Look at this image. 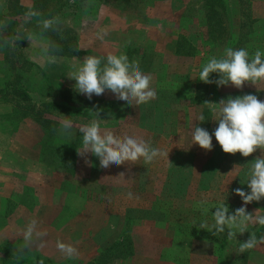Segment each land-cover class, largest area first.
Segmentation results:
<instances>
[{"label":"rangeland","instance_id":"1","mask_svg":"<svg viewBox=\"0 0 264 264\" xmlns=\"http://www.w3.org/2000/svg\"><path fill=\"white\" fill-rule=\"evenodd\" d=\"M105 1L128 10L119 2L123 0ZM222 1L225 6L213 0L136 1L132 11L138 14V34L142 30L147 34L144 33L147 47L137 49L129 45L124 54L130 62H138L143 73L151 75V87L156 92L155 99L139 106L118 100L109 90L102 95L108 98L93 94L88 99L75 88L63 89L64 67H67V83L74 86L75 80L67 76L72 65L81 63L84 56L98 55L78 48V24L69 25L65 16L59 29L62 32L68 29L75 36L74 42L70 41L72 56L56 55V62L49 64L42 52L48 46L42 34L43 38L29 40L31 45L26 42L22 47L27 40L16 41V50L10 54L13 61L18 59L21 47L26 56L25 47L30 45L35 47L38 54L35 57L42 66L40 71L33 72L36 78L40 76L33 90L29 77L32 72L28 74L30 65L25 62L24 82L18 85V94L14 91L11 95L25 98V112L32 114L30 119L26 118V133L17 136V143L27 151L30 149L50 171H42L41 176L26 169L19 171L13 186L7 189L10 196L0 193V258L5 257L1 264H262L264 242L245 252H239V244L249 238V232L258 238L264 236V226L250 224L248 231L237 233L233 239L227 238V228L219 236L199 228L201 222L206 221L209 226L214 223L212 207L222 202L228 206L229 214L241 206L249 213L257 209L259 214H264V198L244 205L233 191L239 187L250 192L246 184L250 163L258 156L264 157V150L257 149L248 157L239 152L224 153L214 136L210 151L191 145L193 124L210 134L218 126L211 105L204 102L219 103L229 96L244 94L256 95L264 101V82L257 85L246 82L237 89L231 84L217 87L215 83L206 84L198 79L207 60L223 56L226 47L244 48L250 57L256 50L264 53V0ZM54 8L58 10L57 6L46 9ZM77 9L81 10L74 7L67 17ZM51 14L56 16V11ZM73 18L80 23L79 12ZM7 25L2 32L5 36L16 33L18 27L12 22ZM18 34L22 32L19 30ZM123 35L122 39L130 44L135 38L132 31ZM176 37L180 54H175L170 46ZM152 42L157 43L155 48L150 47ZM20 76L23 75H19L21 82ZM4 78L13 84L15 71L6 70ZM209 78L219 77L211 73ZM54 83L58 87H53ZM50 85L52 90L45 93ZM1 86L0 80V97H4L5 87L1 89ZM104 99L106 103H102ZM61 100L74 110L48 104ZM91 105L99 117L91 113ZM201 113L205 116L203 122L197 121ZM17 117L10 112L0 123L13 131L21 121ZM39 117L54 121L48 123L52 135H74L79 125L97 119L102 130H112L118 136L135 135L149 141L154 148L169 149V161L157 157L144 164L141 158L135 164L126 162L101 168L99 159L87 153L84 157L78 155L74 166L62 168V158L43 147L42 123L36 121ZM66 119L73 122V128L70 133H61V122ZM79 140L82 142L81 133ZM121 172L124 178L119 175ZM33 219L38 230L47 235L42 241L24 247L20 233ZM58 239L73 245L78 256L65 258L56 248ZM41 242L43 247L39 246Z\"/></svg>","mask_w":264,"mask_h":264},{"label":"clouds","instance_id":"2","mask_svg":"<svg viewBox=\"0 0 264 264\" xmlns=\"http://www.w3.org/2000/svg\"><path fill=\"white\" fill-rule=\"evenodd\" d=\"M39 10L29 7L24 14V21L31 22L35 17L42 32L58 30L59 17L43 18ZM6 21H0V33L7 28ZM106 34V33H104ZM21 37L17 36L12 41H4L5 44H15ZM31 40V35L26 37ZM103 38V34H99ZM58 46L49 43L44 49L47 63H55L57 57L55 52ZM79 50V49H77ZM211 73H217L218 79H210ZM75 80L74 88L77 92L91 99L93 94L103 95L106 90L111 91L118 100L125 101L130 106L146 104L156 98V92L151 87L152 77L143 73L136 61H129L126 54H115L108 52L106 57L87 55L79 64H73L71 71L67 74ZM198 79L206 84L215 83L217 87L231 84L240 89L246 82L257 85L264 82V53L256 50L250 57L249 52L244 49L226 47L223 56L209 58L198 73ZM258 90V89H257ZM259 91V90H258ZM210 104L215 112L217 127L210 134L206 129L193 124L190 130L192 144L199 145L202 149H212V137L220 145L222 151L228 154L239 152L248 157L257 149L264 150V101L253 94L238 95L235 98L229 96L221 99L219 103L204 102ZM99 117L96 112H93ZM205 116L201 113L197 121L203 122ZM73 128L71 120L61 122V133H70ZM78 131L82 134V145L77 154L84 157L91 153L99 159L101 168L110 165L120 166L126 162L135 164L143 159L144 164H149L157 157L168 160V152L151 146L149 141L135 135L118 136L112 130H102L97 119L79 125ZM169 161V160H168ZM90 163V161H86ZM119 175L124 178V173ZM246 184L250 192L246 193L241 188L234 189V193L241 197L243 204L247 205L253 201L264 198V157L258 156L250 163L247 173ZM132 197V193H128ZM212 208L214 223L209 226L207 222H201L199 228L207 229L212 235L219 236L228 229L227 238H236V234L248 231V225L264 226V214H259L257 209L254 213L246 211L244 206L236 208L229 214V208L222 202ZM205 211H209L206 209ZM215 229L213 232L212 230ZM24 241V247H28L47 235L45 231L38 230L37 221L30 220L20 233ZM264 242V236L257 237L255 233L249 232V238L239 244V252L254 249L258 243ZM43 247V243L39 244ZM58 251L68 259L78 256V250L71 244L60 241L56 242Z\"/></svg>","mask_w":264,"mask_h":264},{"label":"crops","instance_id":"3","mask_svg":"<svg viewBox=\"0 0 264 264\" xmlns=\"http://www.w3.org/2000/svg\"><path fill=\"white\" fill-rule=\"evenodd\" d=\"M36 0H0V21H6L7 23L12 22L14 26L18 27L16 33H11L10 36H5L3 33L1 34L0 38L7 37V41L14 40L17 36L21 37L22 40H27L22 44V47L27 44H30L27 36L31 35V39L35 40L36 38H43L42 35L36 31V27L34 24L26 23L24 21V14L20 12H16L17 6H32ZM38 1V0H37ZM55 1V3H53ZM50 0V4L48 7L57 6V8L53 10H49V13L56 11V16L59 17V20H62L65 16V20H68L69 25H72L75 22L79 25H76L79 29L76 30L79 34L76 35V42L78 44V48L85 51L86 53H97L98 57H106L108 52H113L115 54L125 53V49L129 47V45H133V47L137 49H142L143 47H147L146 40L147 34L142 30L140 34H138L136 25V18L137 15L132 11L136 6V1L132 0H123L122 2L119 1L124 6L128 7L126 10L122 5L116 4L110 5V3H105V0ZM163 3V0H160ZM94 5V9L91 7ZM120 5V8H119ZM149 5V4H148ZM96 6V7H95ZM74 7H78L81 10H75L74 13L68 18L70 12ZM79 12V20L80 23L76 21V18H73L76 13ZM63 14V15H62ZM59 15V16H58ZM34 22V21H33ZM22 32V34H18V32ZM26 31V32H25ZM68 31V29L66 30ZM134 34L135 38L131 42L124 41L122 37H124L123 33L131 32ZM65 34L67 32H64ZM70 33V30L68 31ZM106 33V34H104ZM144 33L146 35H144ZM72 34V33H71ZM99 34H103V38H99ZM39 36V37H38ZM73 36V34H72ZM75 37V36H74ZM73 37V39H74ZM64 38H68L67 34L64 35ZM72 40V39H71ZM137 40V41H136ZM70 42V41H69ZM74 42V41H73ZM2 44L0 45V80L2 81L1 89L5 95L4 97H0V119L5 118L10 112H14L21 121L18 123V126L14 128L13 131H8L3 124L0 123V193L4 197H9L10 192L7 190L10 185L13 184L16 178V174L19 171L27 170L28 173H36L39 176L42 175V171H50L47 168V165L44 162H41L38 157L35 158V155L30 152V149L25 150L23 146H19L17 143V136L23 133H26L24 128L26 127V118L30 119L32 114L26 113L24 108V101L25 98H12L13 92L15 91L18 94V85L22 86L24 82V69L22 66L24 63H28L30 65V69L27 71L28 74L32 72V76H29L32 80V85L30 88L35 90V80L38 82L40 81V76L35 77L33 72L40 71V62L36 59L35 55H38L36 52L35 47L27 46V53L26 56H23V50L21 47L20 53H17L18 59L13 61V58L10 57L12 50H16V44ZM72 43L67 44V47L72 49ZM70 45V46H69ZM157 43L152 42L150 47H156ZM171 47L174 48L175 54L182 53L178 48V37L172 41L170 44ZM127 51V50H126ZM145 51V50H144ZM45 55L44 51H42ZM41 52V53H42ZM67 50L64 53V56H72V53L67 54ZM60 56V55H59ZM19 57H22L19 59ZM66 58V57H65ZM26 59V60H25ZM6 70L15 71V79L16 82L11 83L5 77ZM67 67H64L65 73V80H64V88L68 89L72 87L74 89L73 84L67 83L66 77ZM69 72V70H68ZM19 75H23L21 77V82L19 80ZM16 85L15 87L13 85ZM58 83H54L53 87H58ZM60 84L59 86H61ZM11 86V87H10ZM16 88L17 90H14ZM7 89V92H5ZM75 90V89H74ZM9 91V92H8ZM76 91V90H75ZM79 93V92H78ZM7 96V97H6ZM33 98V97H32ZM98 98H108L105 96L100 95ZM106 103L107 100L104 99L102 103ZM101 103V102H100ZM98 107V105H97ZM91 113L94 114V110L92 109L91 105ZM20 112V114H19ZM26 114V115H24ZM17 117V118H18ZM61 126V125H60ZM59 126V127H60ZM58 127V126H57ZM80 133L78 130L74 132V135ZM70 135V134H69ZM72 136V135H71ZM13 186V185H12ZM157 260V259H156ZM264 264V259H262ZM261 264V263H260Z\"/></svg>","mask_w":264,"mask_h":264},{"label":"trees","instance_id":"4","mask_svg":"<svg viewBox=\"0 0 264 264\" xmlns=\"http://www.w3.org/2000/svg\"><path fill=\"white\" fill-rule=\"evenodd\" d=\"M135 1H138V0H135ZM213 1L217 3L220 2L225 6V2H223L222 0H213ZM49 4H50V0H38V1L36 0L31 7H33L36 10H39L42 13L41 19L48 18V17L50 18L52 14L49 13V10L46 9ZM28 8L29 6H17L16 12L25 14ZM36 21H37V18L34 17L31 20V22H28V23L34 24L36 26V29H37L36 31H38L40 34H42L47 39L48 45L49 43H51V44L58 46L59 50L55 52V55L64 56V53L66 50L68 52L67 54H70L71 49L67 47V44L69 41H74L71 33L67 32L66 34L68 38L65 39L64 32H66V30L62 32V30L59 29L60 28L59 25L57 26L58 30H55V31L48 30L46 32H42V29L38 26ZM0 37H1V34H0ZM1 39L2 38H0V44H1ZM3 39H4L3 41L6 40L5 38ZM7 45H10V44H7ZM51 90H52V85L48 86V88L45 90V93H50ZM64 100L66 101V98H64ZM65 101L64 102L62 100L61 101H51L48 104L51 105V104L56 103L61 108L67 107L70 110H72L73 107L71 105L69 106V104H67V102ZM43 118L44 117L36 118V121H40V123H42V129L44 131L43 137H45L43 141L44 149L49 150V153H52L54 155L57 153V155L61 157L63 160V163H61L62 168L64 167V168L69 169L70 167L75 165L76 160L78 158L77 151L79 147L82 145V142H80L79 140L80 133L76 135H72V136L68 134L67 135H59V134L52 135L53 130L52 128L49 127L48 123L54 124V121H52L50 118H45L46 120H43ZM4 259L5 257L3 259L0 258V264L4 262L3 261Z\"/></svg>","mask_w":264,"mask_h":264}]
</instances>
